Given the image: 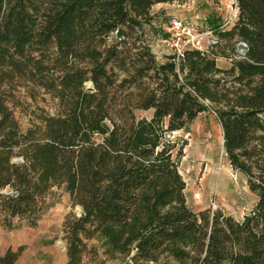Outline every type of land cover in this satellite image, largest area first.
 Wrapping results in <instances>:
<instances>
[{
    "label": "trees",
    "instance_id": "1",
    "mask_svg": "<svg viewBox=\"0 0 264 264\" xmlns=\"http://www.w3.org/2000/svg\"><path fill=\"white\" fill-rule=\"evenodd\" d=\"M184 1L0 0V228L33 227L62 185L81 209L62 225L65 264H81L91 239L131 264H264V0H234L230 28L178 62L155 63L145 45L126 62L125 39L150 8ZM220 41H233L227 70L214 64ZM112 68L136 91L131 102L111 103ZM22 83L59 107L25 131L6 104ZM208 109L229 167L256 198L239 221L186 207L181 147L166 139ZM147 110L149 119L134 115ZM17 257L6 249L0 264Z\"/></svg>",
    "mask_w": 264,
    "mask_h": 264
},
{
    "label": "rangeland",
    "instance_id": "2",
    "mask_svg": "<svg viewBox=\"0 0 264 264\" xmlns=\"http://www.w3.org/2000/svg\"><path fill=\"white\" fill-rule=\"evenodd\" d=\"M234 0H185L157 4L150 8L149 21L141 25V30L125 39L123 52L125 60L134 59L142 45L152 54L155 63L163 64L170 52L163 46V27L171 19L187 22L196 32L228 30L235 19ZM113 34L106 39L110 44ZM208 39L201 41L205 47ZM233 41H220L213 48L215 67L230 68V49ZM115 75L111 103L132 101L136 91L132 85L121 83L127 79L125 73L112 68ZM55 77V75H54ZM225 86L231 83L226 78ZM91 89L89 82L83 84ZM6 104L17 122L25 131L47 116L57 113L58 102L49 93L38 87L22 83L9 92ZM205 105L210 106L207 102ZM135 117L149 119L151 110L135 111ZM166 139L181 147V157L177 171L184 182L183 196L186 207L191 212L208 210L220 211L234 220H241L254 206L256 198L249 193L242 176L233 171L222 150L221 130L211 109L199 113L182 130L173 132ZM81 209L72 204L63 186L53 187L45 198L44 207L35 219L33 227L18 229L0 228V255L6 250L18 251L14 264H65V240L62 225L64 220L79 217ZM81 264H131L127 258L119 256L109 259L97 240L85 242Z\"/></svg>",
    "mask_w": 264,
    "mask_h": 264
},
{
    "label": "built area",
    "instance_id": "3",
    "mask_svg": "<svg viewBox=\"0 0 264 264\" xmlns=\"http://www.w3.org/2000/svg\"><path fill=\"white\" fill-rule=\"evenodd\" d=\"M162 30L163 39L161 42L175 62L182 59L186 51L206 48L212 36V31L196 32L191 25L179 19H171ZM204 38H207L208 41L205 47H202L201 41Z\"/></svg>",
    "mask_w": 264,
    "mask_h": 264
}]
</instances>
